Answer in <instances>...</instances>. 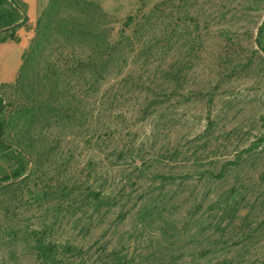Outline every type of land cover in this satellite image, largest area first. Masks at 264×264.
Returning a JSON list of instances; mask_svg holds the SVG:
<instances>
[{"label":"rangeland","instance_id":"1","mask_svg":"<svg viewBox=\"0 0 264 264\" xmlns=\"http://www.w3.org/2000/svg\"><path fill=\"white\" fill-rule=\"evenodd\" d=\"M17 1L0 264H264V0Z\"/></svg>","mask_w":264,"mask_h":264},{"label":"trees","instance_id":"2","mask_svg":"<svg viewBox=\"0 0 264 264\" xmlns=\"http://www.w3.org/2000/svg\"><path fill=\"white\" fill-rule=\"evenodd\" d=\"M4 5H8V0H0V6H4ZM15 15L20 17V11L13 10L11 12H7L5 14L0 15V30L8 29V28L12 27V25H14V24L17 25L18 22L14 21L15 20V18H14ZM129 21H131V19H129ZM19 25L20 24H18L17 26H19ZM9 40L17 42V40H16V38H15V36L13 34L9 39H3L1 41V44H5ZM2 106H3V100L0 97V110H1ZM4 137H5L4 127H3L2 123L0 122V149H7V147H8V145L5 143Z\"/></svg>","mask_w":264,"mask_h":264},{"label":"crops","instance_id":"3","mask_svg":"<svg viewBox=\"0 0 264 264\" xmlns=\"http://www.w3.org/2000/svg\"><path fill=\"white\" fill-rule=\"evenodd\" d=\"M12 43V42H11ZM6 44V43H5ZM2 45H4V44H2ZM2 45L0 46V47H2Z\"/></svg>","mask_w":264,"mask_h":264}]
</instances>
